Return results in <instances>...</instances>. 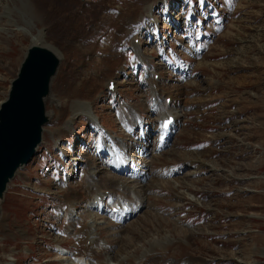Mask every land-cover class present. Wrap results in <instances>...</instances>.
<instances>
[{"label":"rangeland","instance_id":"1","mask_svg":"<svg viewBox=\"0 0 264 264\" xmlns=\"http://www.w3.org/2000/svg\"><path fill=\"white\" fill-rule=\"evenodd\" d=\"M35 36L62 56L47 102L54 118L0 210V264H67L63 243L89 253L93 241L82 244L81 224L69 231L65 217L67 196L78 191L73 215L82 221L93 207L89 224L114 261L170 243L173 264H264V0H0V104ZM136 38L147 58L134 52ZM152 74L160 76L155 89ZM108 80L118 92L108 91ZM158 90L167 96L151 100ZM168 96L181 115L160 145L159 121L168 115L159 107ZM82 101L129 148V172H137L119 178L145 188L144 208L131 221L130 211L125 220L108 215L114 196L105 194V213L96 202L84 210L86 188L64 185L79 186L88 152L101 161L91 109L88 119L68 123L83 113ZM130 107L142 113V130L120 120ZM132 174L147 177L135 185Z\"/></svg>","mask_w":264,"mask_h":264},{"label":"bare ground","instance_id":"2","mask_svg":"<svg viewBox=\"0 0 264 264\" xmlns=\"http://www.w3.org/2000/svg\"><path fill=\"white\" fill-rule=\"evenodd\" d=\"M39 36L33 37L31 44L46 45L42 41V38ZM41 42H42V44H41ZM67 44H68V47H70V43H67ZM105 45H108L109 49H111V43L110 44L106 43ZM140 46L135 45L134 51L136 52V54L140 58H141V56H144L147 58V55L145 53H142L139 51ZM118 55L121 56V53H118ZM114 60L116 62L119 61V57H116ZM80 62L81 61H79L78 64H81ZM76 66H77V63H76ZM102 75H104V73ZM153 76H154V79L156 80V77L153 74H152V77L150 79H151L152 88L154 87L153 89H155V88H157L158 85L153 81ZM159 79H160V77L158 78V80ZM105 82L107 83V81H105ZM109 85L110 84L108 83V86ZM117 88H119V87H118V85L115 84L116 92H118ZM163 94L164 93L159 91V90L157 91V93H154V96L156 97V101L160 102L162 100L161 97H163ZM82 102H83V104L78 102V104L76 106L80 110L83 109L82 112L84 114L81 111L80 112L82 114H78L74 111L70 115V118L72 121H70V118H68V123L69 122L72 123L76 119V116H85L88 119L87 116L89 113V111H88V108H89V109H91L93 119L89 118L88 121L92 124H97L99 126L101 125L103 127L101 119L94 112V109L92 107L93 105L90 106V104L88 103L89 101H82ZM163 102H164V104L162 105L160 103L162 106L159 107V109H161V113L163 112L165 115H168V116L172 115L173 117H177V116L181 115L178 110L173 109L172 105H170V107H168L166 105L165 101H163ZM126 115H127V112L123 111V114H120V119L122 122H123V119H125V118L131 119V127H130L131 131L133 130V128H135V129L139 128L140 130H142V127H143L142 121H141L142 115H141L139 108H133V107L131 108L130 107L129 117H127ZM73 118H75V119H73ZM124 122H125V120H124ZM138 124H140V125H138ZM68 125L70 126V124H68ZM133 125H135V126L133 127ZM172 130H173V125L170 127L169 132H165L164 130H162V125L160 127V132H163L165 134H170L172 132ZM59 131L66 132L67 130H65V127H64L63 129H61ZM106 131H107V133H105V135L102 136V139H103L102 148H101L102 150L100 151L98 156L100 157V159L102 161L103 157L106 155L108 157L107 162H104V161L101 162L100 161V163L98 162V164H97L94 160L88 159V156H92V151L88 152L87 154H85V158L87 159L86 164L83 161L78 160L80 165L85 164V167H83V172H85V177L84 178L82 177V175H83V172H82V174L80 175L81 176L80 181L77 182L79 184V186L78 185L77 186H70L69 182H64V185H68L69 187L76 188V189H78V187H80V186H82L83 189L86 188V190L84 189V197L86 198V201H85L86 207L83 208L84 210L87 209V207L90 203H92L91 205L93 206L94 203L96 202V200H98V196H101V194L103 192L105 193L106 191H109V193L111 195L115 196L114 203L110 207V210H113V208H118V206H123V205L127 206L128 205L129 211L131 212L130 214H128L129 220H130L134 214H137L138 212H140V210H142L144 208V202H143L142 194L144 193L145 188L141 189V190L139 188V191H138V188L136 189V187L130 186V183H123L120 180L119 176L124 175V172H125V175L126 174L130 175L131 173H136L137 170L135 172H129L130 170H132V168H131L132 162L129 161V158L131 156L129 154V148L126 145V143L123 142V139L119 136H113L107 129H106ZM91 161L94 163L91 164ZM129 163H131V164L129 165ZM122 164L126 165V166H124L125 170L123 168H120L121 167L120 165H122ZM101 165H105L104 166L105 168L101 167ZM128 165L130 166V169H129ZM111 170H113L114 173H113V171L111 172ZM105 171H110V173H112L114 175L113 176L114 178L113 179L111 178V180L108 178H105V176L108 175L107 174V175L103 176ZM115 172H117V173H115ZM121 173H123V174H121ZM135 175L136 174L131 175V177L135 179L134 180V182H136L135 185L142 184L143 180L141 181V179H144L148 176L147 173H146L147 176L143 177V178H140L137 175L136 176ZM143 175H145V174H143ZM100 176H102V177H100ZM116 178H118L119 180H117ZM143 183H144V181H143ZM121 185H123L122 187L124 188L122 193H120V190H119V189H121V188H119V187H121ZM142 186H144V184ZM70 191H73V190L71 189ZM77 193H76L77 195H80L79 191ZM76 194L71 192L67 196V201L64 204L66 208L70 209L69 213H67V212L65 213L66 220H67V217L69 218L68 219V224H69L68 230L70 231V230H72V228L75 225L81 224L79 226L82 229V232H80L79 240L81 242H83L82 244H85L86 240L82 239V237L83 238L86 237L85 239H89L88 241H90V240L93 241V245H92L93 247L91 248L92 250L89 253H87L86 255L83 254L82 252H80L79 250H77L76 254H73V253L69 252L68 250H67V252H63L62 257H65L66 259H70V260H66L68 262L67 264H69V263L70 264H110L109 261L114 262L116 264H173L170 262L171 259H169V254L171 253V250L173 249V245L170 243H168L167 245L165 244L166 246L163 244H159V243L152 244L150 246V248H151L150 251L146 249L145 253H143L144 255L142 254V257H140V259H139V258H136L137 257L136 255L123 257L126 250L124 251V249H123L125 247V245H124L125 242L122 241L121 242L122 247L120 249H118L119 250L118 253L122 254L123 258L119 257V258H117L118 260L115 259L117 261H114V257H113L114 254H113V256H111L109 254V250H111V247H109L108 245H107V248L105 247V244H107V241L104 239H101L103 241L96 239L97 235H95V233H94V227L91 226L92 224H89L90 220L92 218V208L93 207L89 206L87 211L82 213V216L80 218V220L82 219V221H77L78 219L75 217V215H73L72 211L76 208V202L78 199L76 197L80 198V196H77ZM74 196H76L75 197L76 199L73 198ZM82 198H83V196H82ZM104 198L105 197H102V201H105ZM73 199L76 202H74ZM122 200H124V203L121 202ZM77 203L79 204V202H77ZM139 203L141 204L140 205L141 208L138 210L137 204H139ZM99 206H97V207L99 208ZM97 207L95 210L97 213H99V210L97 209ZM121 212H122V214H119V215H122L121 219L125 220L128 215L126 214L125 217L123 216V214H124L123 209L121 210ZM71 215L73 216V218L70 217ZM108 215L111 216L112 215L111 212H109ZM119 215L118 216L112 215V216L119 218ZM130 221H128V222H130ZM73 222H74V225H73ZM120 227L121 226H118L116 228H120ZM88 246H91L90 242H88ZM59 247L64 249L63 247H65V243H63V246L59 245ZM89 248H87V250ZM189 249H191V246L189 245V243H188V245H186L184 247H183V245L181 246L182 258L184 260L187 257L186 256L187 253H189L188 252ZM111 260H113V261H111Z\"/></svg>","mask_w":264,"mask_h":264},{"label":"water","instance_id":"3","mask_svg":"<svg viewBox=\"0 0 264 264\" xmlns=\"http://www.w3.org/2000/svg\"><path fill=\"white\" fill-rule=\"evenodd\" d=\"M61 62L52 46L30 44L0 104V210L11 182L35 158L45 126L54 118L47 102Z\"/></svg>","mask_w":264,"mask_h":264},{"label":"snow or ice","instance_id":"4","mask_svg":"<svg viewBox=\"0 0 264 264\" xmlns=\"http://www.w3.org/2000/svg\"><path fill=\"white\" fill-rule=\"evenodd\" d=\"M167 125H165V127H166Z\"/></svg>","mask_w":264,"mask_h":264}]
</instances>
